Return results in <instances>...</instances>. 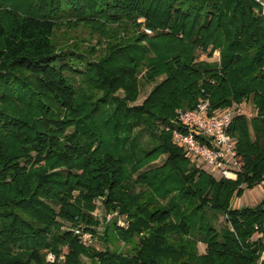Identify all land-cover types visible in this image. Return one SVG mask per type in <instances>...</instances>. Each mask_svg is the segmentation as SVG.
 Masks as SVG:
<instances>
[{"label": "trees", "instance_id": "16d2710c", "mask_svg": "<svg viewBox=\"0 0 264 264\" xmlns=\"http://www.w3.org/2000/svg\"><path fill=\"white\" fill-rule=\"evenodd\" d=\"M262 2L0 0V264H60L62 254L63 264H87L82 256L92 264H264V241L249 240L264 224V199L231 207L264 179ZM60 25L133 31L125 39L113 33V50L100 60L79 62L56 48ZM210 45L220 62L195 66V49ZM144 66L149 79L166 78L129 107ZM199 97L213 109L253 101L256 114H236L228 127L243 162L235 179L190 164L166 129L176 108H193ZM158 120L168 132H158ZM138 126L151 149L134 139ZM163 155L162 166L146 169ZM95 200L116 216L124 239L142 234L133 255L110 252L109 225L100 233L91 215ZM209 213L223 215L226 226L217 230ZM75 227L101 235L106 248L84 245Z\"/></svg>", "mask_w": 264, "mask_h": 264}, {"label": "rangeland", "instance_id": "374dc122", "mask_svg": "<svg viewBox=\"0 0 264 264\" xmlns=\"http://www.w3.org/2000/svg\"><path fill=\"white\" fill-rule=\"evenodd\" d=\"M262 5L264 6V2H262ZM139 21H142L139 19ZM110 30L104 33V29H93L90 26H84V25H78L76 28H69L65 25H60L58 28L55 29L53 40L55 42V46L57 49H63L65 50L64 53L74 54V56H70L69 59L72 61L77 60L79 62L81 61H98L102 56L108 55L113 50V39L112 35L113 33L116 34L118 38L125 39L129 36V33L133 31L132 28L127 27V29H124L123 26H109ZM143 31L147 33L148 36L154 35V32H147L146 28H142ZM112 45H110V43ZM143 44L147 45L148 43L146 41H142ZM94 48V51L92 50ZM195 59L192 61L195 66L203 63L206 65H215V62H220V50L218 48H213L211 45L204 51L202 48H197L194 51ZM71 63V62H70ZM216 66V65H215ZM218 66V65H217ZM83 70V69H82ZM148 67L144 66L139 73L136 74V94L135 98L133 100L127 99L126 103L129 107L134 106H141L144 101L149 97L150 93L154 89V87L162 82L166 78V74H160L155 76L153 79H149L147 76ZM76 87L78 89H83L84 85L77 79ZM116 95L121 96L125 98L126 96V90L124 88L118 89L116 92ZM243 108L245 109V113L250 118L256 114L255 107L253 104L252 99L243 101L241 104ZM184 108V107H183ZM182 108V109H183ZM178 109H181V107L175 109V113ZM157 130L158 132L161 131H167V127L165 129V121L158 120L156 121ZM170 131V130H169ZM168 132V131H167ZM138 135V143L142 144L140 149H151L152 145L150 140V135L142 129L141 126H138L133 131V137L134 139ZM171 136V132H170ZM166 156L163 155L157 160L153 161L146 167V169H154L157 167H160L163 165L165 161ZM190 164L194 165L196 168L202 171L209 172L210 168L205 165L202 162L189 161ZM221 179V178H219ZM140 186H137V191L142 190ZM76 194V191L74 192ZM264 199V179L261 183L257 184L252 189H244L243 194L239 196H234L231 201V207L232 208H242L245 206H255L258 203L261 202V200ZM165 202V201H163ZM94 203L96 204L94 210L91 212V215L94 217V219H97L100 222V226L97 228V230L101 233L104 226L109 225L108 230V249L112 254H120L123 256H131L135 253V248L139 244V238L142 236V234H135L131 238L124 239L122 236L118 234L117 231L113 228V222L112 220L116 217L114 214L112 215L111 220H105L103 218V215L105 216L107 213L104 211V207L101 204L100 200H95ZM109 214V213H108ZM209 216L212 221V225L217 229L221 230L226 226L225 217L221 214H211L209 213ZM121 218H118L117 221L120 223L118 226L126 227L128 226V222L125 218V216H120ZM63 226L61 227V230L66 231L69 227H71L70 223L63 222ZM76 228V227H75ZM77 229V228H76ZM81 229V228H79ZM79 237V236H78ZM80 239V237H79ZM251 241H257V240H263L264 241V224L262 226H255V231L249 238ZM80 241L83 243V241L80 239ZM90 243L88 241L87 244H92L93 247L104 250L106 248V245H104L103 240L101 239V235H94L93 238H91ZM84 244V243H83ZM86 245V244H84ZM198 251L199 253H204L206 245L203 243H198ZM66 247L63 248L62 253H66ZM52 256V259L49 258L48 255ZM263 258L261 256L260 260ZM54 255L51 253H47L46 255V262H53L54 261ZM82 261L87 264H92L90 259L86 256L81 257ZM60 264H63L64 261V255H60L59 257Z\"/></svg>", "mask_w": 264, "mask_h": 264}, {"label": "built area", "instance_id": "2783aa9c", "mask_svg": "<svg viewBox=\"0 0 264 264\" xmlns=\"http://www.w3.org/2000/svg\"><path fill=\"white\" fill-rule=\"evenodd\" d=\"M245 112L239 104L213 109L207 97H199L193 108L177 110L172 127L167 130L171 132L172 142L183 149L191 162L204 163L217 178L235 179L242 171L243 162L238 155L237 139L229 133L228 127L236 114ZM112 215L106 214L103 218L111 220ZM74 232L84 244L90 245L86 243L93 238L90 232L79 228ZM48 256L52 259L50 254Z\"/></svg>", "mask_w": 264, "mask_h": 264}]
</instances>
